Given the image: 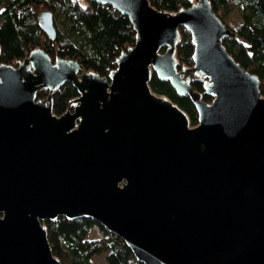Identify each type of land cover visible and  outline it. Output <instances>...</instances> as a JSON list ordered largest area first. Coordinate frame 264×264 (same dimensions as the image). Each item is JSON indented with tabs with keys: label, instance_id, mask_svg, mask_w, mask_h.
<instances>
[{
	"label": "water",
	"instance_id": "1",
	"mask_svg": "<svg viewBox=\"0 0 264 264\" xmlns=\"http://www.w3.org/2000/svg\"><path fill=\"white\" fill-rule=\"evenodd\" d=\"M90 1L135 33L105 76L41 48L0 64V264H60L41 224L58 216L92 219L142 264H264V96L222 46L229 28L209 0L175 12ZM37 22L53 41L52 12ZM179 26L193 51L177 70ZM151 73L189 97L194 125L150 90ZM64 82L77 95L55 115L51 93Z\"/></svg>",
	"mask_w": 264,
	"mask_h": 264
},
{
	"label": "trees",
	"instance_id": "2",
	"mask_svg": "<svg viewBox=\"0 0 264 264\" xmlns=\"http://www.w3.org/2000/svg\"><path fill=\"white\" fill-rule=\"evenodd\" d=\"M193 2L147 0L153 9L168 12L186 8ZM209 3L230 30V34L222 39V46L234 61L256 75L259 91L264 96V0H209ZM230 6L238 13V20L232 23L225 20ZM56 7L68 29L61 33L55 27L56 36L50 41L39 28L37 15L40 10H50L54 22ZM134 34L127 17L106 4L90 0H0V64L16 65L30 50L41 48L51 59H75L85 71L105 76L115 67L114 58L120 50L133 44ZM177 34L174 58L176 68L180 70L192 65L193 44L185 27L179 26ZM189 84L200 94V99L209 98L202 93V78L191 76ZM148 86L152 92L166 96L183 110L190 125L196 123L197 114L189 97L177 95L167 79H158L151 73ZM46 95V90H38L36 99ZM76 95L72 84L64 82L51 93L52 113L60 115L70 109V100ZM41 224L45 227L51 252L60 264H91L96 255L103 256L104 264H142L119 237L90 218L67 220L58 216ZM92 227H96L99 234L89 237L88 230Z\"/></svg>",
	"mask_w": 264,
	"mask_h": 264
},
{
	"label": "rangeland",
	"instance_id": "3",
	"mask_svg": "<svg viewBox=\"0 0 264 264\" xmlns=\"http://www.w3.org/2000/svg\"><path fill=\"white\" fill-rule=\"evenodd\" d=\"M54 14H55L54 24H55L56 29L61 33H65V31H67L68 29V25H67V22H65V19L63 18L61 11L58 9V7H56V9L54 10ZM225 20L229 23H232L238 20V13L233 6H230L228 11H226ZM98 234L99 232L96 229V227H92L88 230L89 237H92ZM91 264H104L103 256L102 255L94 256L91 260Z\"/></svg>",
	"mask_w": 264,
	"mask_h": 264
},
{
	"label": "flooded vegetation",
	"instance_id": "4",
	"mask_svg": "<svg viewBox=\"0 0 264 264\" xmlns=\"http://www.w3.org/2000/svg\"><path fill=\"white\" fill-rule=\"evenodd\" d=\"M71 109V108H70Z\"/></svg>",
	"mask_w": 264,
	"mask_h": 264
}]
</instances>
